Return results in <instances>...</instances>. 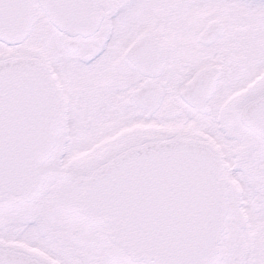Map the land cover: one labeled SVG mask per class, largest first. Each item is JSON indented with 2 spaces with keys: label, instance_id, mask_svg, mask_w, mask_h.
Returning <instances> with one entry per match:
<instances>
[{
  "label": "snow or ice",
  "instance_id": "1",
  "mask_svg": "<svg viewBox=\"0 0 264 264\" xmlns=\"http://www.w3.org/2000/svg\"><path fill=\"white\" fill-rule=\"evenodd\" d=\"M0 264H264V0H0Z\"/></svg>",
  "mask_w": 264,
  "mask_h": 264
}]
</instances>
